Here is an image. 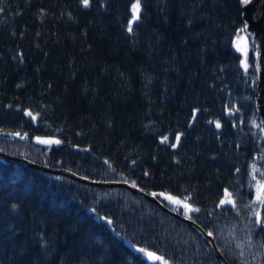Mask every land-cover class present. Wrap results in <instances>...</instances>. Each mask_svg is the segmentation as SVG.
Wrapping results in <instances>:
<instances>
[{"label":"trees","instance_id":"1","mask_svg":"<svg viewBox=\"0 0 264 264\" xmlns=\"http://www.w3.org/2000/svg\"><path fill=\"white\" fill-rule=\"evenodd\" d=\"M136 3L0 0V151L155 193L212 233L228 264H263L251 168L264 176V142L255 54L234 48L239 0H139L133 20ZM225 190L234 204H220ZM164 262L219 264L124 187L0 156V264Z\"/></svg>","mask_w":264,"mask_h":264},{"label":"water","instance_id":"2","mask_svg":"<svg viewBox=\"0 0 264 264\" xmlns=\"http://www.w3.org/2000/svg\"><path fill=\"white\" fill-rule=\"evenodd\" d=\"M239 8L241 12V19L244 23V27L247 26V34L252 35L253 40L255 42V46L258 49V57L256 61L257 67V78H256V92H255V107L256 112L258 115L259 123L262 126L261 129V136L264 142V0H249L247 4H242L241 0H239ZM0 156L4 158L13 159L15 161L24 162L29 167L39 169L46 173H53V174H62L69 178H72L77 181H81L84 183H91L97 184L101 186H120L126 188L132 194L139 196L155 206H157L163 212L169 214L170 216L174 217L175 219L179 220L187 224L199 237H201L209 246L211 252L219 262V264H228L223 255L220 253L218 248L215 245L213 237L207 234L198 224L193 222L192 220L181 216L179 213L170 210L167 208L160 200H158L154 195L141 190L140 188L129 184L127 182H98V181H91L85 178H82L68 170L53 167V166H46L39 163L28 162L22 160L17 157L9 156L0 151ZM262 257H263V264H264V242L262 245Z\"/></svg>","mask_w":264,"mask_h":264},{"label":"rangeland","instance_id":"3","mask_svg":"<svg viewBox=\"0 0 264 264\" xmlns=\"http://www.w3.org/2000/svg\"><path fill=\"white\" fill-rule=\"evenodd\" d=\"M240 44V47L241 48H245V51H240L238 50L237 48V44ZM249 47H252L253 48V51H254V54H255V59L257 61V58L258 57V49L256 48L255 46V42L253 40V37L252 35L250 34H247L246 32H242L241 30L238 31V33L236 34L235 36V40H234V48L241 54V57H242V60H244V57H245V52L246 50L249 48ZM258 163H253L252 164V177L254 179V192H255V205L256 206H261L264 208V203H262L260 200H257V195H258V189H260L261 186H264V176H261L260 175V170H259V167H258ZM263 171H264V162H263ZM258 210V209H257ZM264 213V212H263ZM128 242V241H127ZM130 245V247L139 252L142 257L146 260V262L148 263H162L164 260H155V259H151L147 256V253L150 252V253H154L156 256H159V257H162L160 256L158 253L154 252V251H150L148 249H145L146 251L145 252H141L140 249H144V248H140L136 245H133V244H128ZM165 263V262H164Z\"/></svg>","mask_w":264,"mask_h":264},{"label":"snow or ice","instance_id":"4","mask_svg":"<svg viewBox=\"0 0 264 264\" xmlns=\"http://www.w3.org/2000/svg\"><path fill=\"white\" fill-rule=\"evenodd\" d=\"M83 2L85 3V5H87L88 0H83ZM242 4H247L249 2V0H241ZM133 12H134V16H133V20L138 19L139 16V0H137V3L133 6ZM129 31H131V23L129 25ZM242 32L247 31V26H245L244 28L241 29ZM237 48L240 51H245V48H241L240 44H237ZM29 115H31V113H29ZM217 127H219V125H217ZM167 139V138H165ZM177 140H179V137H177ZM42 143H48V144H52V143H60L58 140H46V141H40ZM153 195H155V193H153ZM160 195H164L163 193H161ZM225 199L220 201V204H234V201L230 198L231 194L227 192V190H225ZM169 200H173V202L178 203V204H182L183 207L185 209H187L188 211H199V209H194L192 208L189 204L185 203L184 201H180V200H176L174 197L168 196L166 197ZM257 200H260L262 203H264V186H261L260 189H258V195H257ZM255 215L257 216V223H262L264 221H262L260 219V214L259 213H255ZM209 235H212V233H209ZM141 252H145V249H140ZM147 256L151 259H155V260H162V257L156 256L154 253H147ZM165 264H167V262H165Z\"/></svg>","mask_w":264,"mask_h":264},{"label":"bare ground","instance_id":"5","mask_svg":"<svg viewBox=\"0 0 264 264\" xmlns=\"http://www.w3.org/2000/svg\"><path fill=\"white\" fill-rule=\"evenodd\" d=\"M1 152L5 153V154H7V155H9V156H12V157H17V158H20V159H22V160H25V161H28V162H32L31 160H29V159H27V158H25V157L12 155V154H9V153L4 152V151H1ZM6 159H9V158H6ZM9 160H13V159H9ZM13 161H15V160H13ZM15 162H18V163H22V164L27 165V164L24 163V162H20V161H15ZM34 163H36V162H34ZM27 166H29V165H27ZM61 169H63V168H61ZM65 170H66V169H65ZM68 171H69V170H68ZM52 174H53V173H52ZM141 190H142V189H141ZM215 245H216V244H215ZM216 247H217V246H216Z\"/></svg>","mask_w":264,"mask_h":264}]
</instances>
